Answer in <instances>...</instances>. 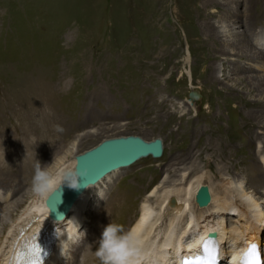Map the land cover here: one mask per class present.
<instances>
[{
  "label": "rangeland",
  "instance_id": "374dc122",
  "mask_svg": "<svg viewBox=\"0 0 264 264\" xmlns=\"http://www.w3.org/2000/svg\"><path fill=\"white\" fill-rule=\"evenodd\" d=\"M246 20L249 26L235 27ZM210 25L220 31L216 39L206 32ZM260 36L264 0H0V165L10 167L12 176L0 182V194L8 190V198L0 201V218L8 209V226L33 198L34 172L18 184L25 157L32 164L38 157L42 167L49 161L53 166L59 147L82 152L106 137H160L162 157L140 159L118 173L103 194H115L114 201L125 199L137 208L140 199L134 195L144 183L137 180L139 173L160 181L165 173L158 170L166 168L174 152L186 155L190 141L222 138L218 127L226 126L232 139L225 147L235 153L238 141H250L249 130L261 131L257 135L262 137L264 85L257 80L264 71L253 68L249 53L218 51L223 41L234 42V51L235 46L248 49V40L264 54L263 42L254 41ZM213 66L218 81L212 79ZM191 90L199 94L194 101L188 99ZM258 136L255 150L261 146ZM202 149L197 143L194 156L184 163L203 167L209 158L212 166L203 170L216 187L222 177L217 168L240 160L210 157L211 149ZM245 153L234 173L250 165L252 160H246L253 152ZM260 167L264 176V164ZM249 193L260 196L264 206L262 195ZM20 195L25 196L22 203L14 206ZM92 201L76 237L80 243L99 215L100 203ZM106 209L102 217L110 215ZM232 214L227 219L237 218ZM73 250L69 247L64 262H71Z\"/></svg>",
  "mask_w": 264,
  "mask_h": 264
},
{
  "label": "bare ground",
  "instance_id": "6f19581e",
  "mask_svg": "<svg viewBox=\"0 0 264 264\" xmlns=\"http://www.w3.org/2000/svg\"><path fill=\"white\" fill-rule=\"evenodd\" d=\"M246 23L247 20L243 22L239 21V23H237L238 25H235V27L240 28ZM242 30H240V32ZM206 32H208L207 34L211 39H216L215 36L217 35H215V33L217 32L219 34L220 31L219 29L217 31L214 29V26L210 25L206 27ZM241 34L243 35L244 33L241 32ZM246 41L248 43V45L246 44L248 49H246V46L245 49L235 46L234 51V49H230V46H232V43L234 42L226 43L223 41L222 46L218 48V51L222 55H228L231 53L238 55L249 53L248 56H250V59L254 63L253 68H258L264 71V54L262 51L256 49L254 43H250L248 40ZM254 41L256 45L264 44V38L261 36L255 38ZM260 41H262L263 44ZM211 69L212 79L218 81L219 79L215 75L216 66L211 67ZM257 85H264L263 76L257 80ZM190 92H193L196 95L195 97L194 95L191 97L188 95V99L190 98L191 101H194L199 97L197 91L191 90ZM261 117H264V114H262ZM261 123L262 126H264V122L260 121V124ZM188 128V131L190 130L192 133L195 130L191 126H188ZM218 130L223 133L222 138L216 137L213 139L210 137L206 138L204 141L199 139L193 140L192 142L190 141L188 146L189 151L186 152V155H179L174 152L171 162L166 164V168H161L160 170L157 169L159 173H165V176L160 181L154 182L153 178L150 179V177L144 173L145 171H142L141 174L139 173L137 180L141 181L143 179L144 183L141 184L140 189H137L139 190V194L135 191L137 194L134 195V200L140 199L137 208L132 207V203L127 202L125 199L119 198L114 201L112 196L115 194H109L106 198L103 194H106V189L110 187V184L118 173H122L123 170L130 168L137 161H140V159L146 157H162L164 151L163 142L160 156L154 157L151 153H148L140 157L131 165L106 174L96 184L84 187L81 194L71 206L69 213L63 219L54 223L55 225L57 224V230L60 232L58 238V240H60V252L57 255L50 257L47 264H98L94 257V250L96 247L94 241L100 237L103 227L109 222L119 223L127 232L133 234L134 240L140 247L141 253L144 257L141 264H171L176 257V254L187 247L188 243V246H191L192 244L199 242L204 235L212 230L219 231L218 239L223 244V247L225 245V248H223L225 260H228L230 255L229 249L226 248V244H229V242L237 247L248 240L256 239L259 241L264 234V206L260 205L258 201V199L261 198L260 196L256 198L249 192L264 197V176H260V164H264V135L259 137L257 133H260L261 131H252V129L249 130V132L245 131L246 134L250 135V141H238L237 145H234L236 152L233 153L232 150L228 151L225 147V145H228L227 139H232L230 129L226 126H220L218 127ZM120 136L127 135L106 137L104 139ZM254 136H258L257 138L261 143V146L257 147L256 150L254 149ZM104 139H101L100 141ZM144 140L149 141L146 138ZM197 143L201 144V146L203 145V149H211L212 153L210 154V157L218 156L224 160L233 156L240 160L232 162L230 166L227 164L217 168L216 172L218 174L221 173L222 177L218 181L216 187L213 186L211 176L205 174V171L203 170V167L212 166L209 158H206L203 167H199L198 165H193V167H191L192 165L186 166L184 163V161L188 160L191 155L194 156L192 151ZM245 150H252L253 155L247 157L248 159L246 158V162L249 160L252 161L250 165L244 166L246 168L242 169L241 173H234L233 167L235 168L237 163L240 164L241 160H243L242 157L247 154L245 153ZM61 152L66 155H61ZM82 152L72 148L66 149L65 152V150L59 147L54 154L57 156L55 158L57 159L56 163L53 165L55 169H53V166L49 165L51 161L45 166L51 173V179L49 181L50 189L43 195L33 193V198L29 200V204L12 219V223L8 226L7 221L10 217V211L8 209L3 210L4 214L0 218V264H4L7 261L16 240L18 241L19 239H22L25 235L29 236L32 234L33 230L38 231L41 227L50 223V214L45 204V200L50 192L62 187L63 183H59L60 173L65 169L75 170V157ZM69 155L71 156V159L65 160ZM39 159L40 158L37 157L33 164L29 161L28 157H25L24 162L21 161V164H19L20 161L19 163L17 162L24 170L22 171L24 176L20 179L18 184L26 183L28 178L33 174L34 166ZM181 164H183V166H181ZM9 168L10 167L0 165V182H2L3 179L9 178L10 174L8 172H11V169L9 170ZM223 174L228 175L223 177ZM30 185L32 186V183ZM203 187L206 188L210 197L209 202L206 205H200L197 201L198 191ZM120 189H122V187H120ZM147 192L148 194L146 195ZM12 193L13 190H11L10 195ZM25 193H28V191H25ZM120 195L122 194L120 193ZM24 197V195H20V197L16 198L13 203L14 206H20ZM7 198L8 190L4 191L3 194H0V201L6 200ZM92 199L95 200L97 204L100 203L98 209L99 215H95L92 220L91 231L86 234L85 241L80 243L76 237L81 236V230H83L84 224L87 221L85 214H87ZM262 202H264L263 198ZM104 206H107L110 215L102 217L100 212L104 211ZM112 207L116 209L115 215H112L113 212L111 213L110 211ZM2 209L0 202V211H2ZM232 213H236L235 216L238 219H234V217H229V219H227L226 216L231 215ZM51 227L53 228L54 226L51 225ZM20 231L23 233L22 236L19 234ZM74 241L80 244L77 243L76 245H71L70 243ZM61 247L63 249V254L61 252ZM69 247L74 248V250L71 262L67 263L64 262L63 259L66 252L69 250Z\"/></svg>",
  "mask_w": 264,
  "mask_h": 264
},
{
  "label": "water",
  "instance_id": "95a60500",
  "mask_svg": "<svg viewBox=\"0 0 264 264\" xmlns=\"http://www.w3.org/2000/svg\"><path fill=\"white\" fill-rule=\"evenodd\" d=\"M193 95L196 96L193 92L189 93L190 97ZM161 152L162 141L160 138L145 141L140 136L127 135L104 139L78 154L75 157L74 168L79 174V186L71 188L63 183L60 189H54L48 194L45 204L49 210L50 223L43 227L42 237L48 240L55 237L51 225L55 226L54 223L63 219L69 213L71 206L84 187L96 184L106 174L127 167L148 153L158 157ZM209 199L206 188H200L197 196L198 203L206 205Z\"/></svg>",
  "mask_w": 264,
  "mask_h": 264
},
{
  "label": "clouds",
  "instance_id": "9594fccd",
  "mask_svg": "<svg viewBox=\"0 0 264 264\" xmlns=\"http://www.w3.org/2000/svg\"><path fill=\"white\" fill-rule=\"evenodd\" d=\"M78 176L79 174L75 170L65 169L60 173L59 183H66L71 188H77L79 186ZM50 179L51 173L47 167H42L37 160L31 181L34 193L43 195L48 191ZM94 244L96 245L94 257L98 264H141L144 259L141 249L131 233L127 232L119 223L109 222L105 225ZM61 252L63 254L62 247Z\"/></svg>",
  "mask_w": 264,
  "mask_h": 264
},
{
  "label": "snow or ice",
  "instance_id": "6c2138e0",
  "mask_svg": "<svg viewBox=\"0 0 264 264\" xmlns=\"http://www.w3.org/2000/svg\"><path fill=\"white\" fill-rule=\"evenodd\" d=\"M131 235L134 239L133 234ZM212 243V240H205L202 245V254L192 258L195 259L197 264H215L217 254L216 249L212 247ZM28 251L33 257L29 261V264H42V249L38 244L30 245ZM261 256L262 254L258 251V246L253 243L249 244L247 250L241 256L240 261L241 264H262ZM192 259L186 257L182 264H192Z\"/></svg>",
  "mask_w": 264,
  "mask_h": 264
}]
</instances>
